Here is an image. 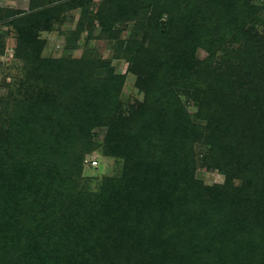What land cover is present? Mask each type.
Masks as SVG:
<instances>
[{
	"label": "rangeland",
	"instance_id": "374dc122",
	"mask_svg": "<svg viewBox=\"0 0 264 264\" xmlns=\"http://www.w3.org/2000/svg\"><path fill=\"white\" fill-rule=\"evenodd\" d=\"M42 2L33 40L25 39L19 26L0 20L3 264H11L15 252L27 264L81 261L63 219L67 211L79 210L73 199L96 201L105 189L143 196L138 182L129 180L130 170L142 161L164 181L178 177L168 203L179 215H194L188 232H197L187 243L199 232L212 237L221 229L203 226L210 213L233 223L238 219L243 223L237 235L225 229L230 243L216 241L214 264H264V132L239 128L246 140L252 135L257 148L255 153L248 146V154H255L247 157L215 130L223 108L229 115L258 113L253 110L258 91L253 90L261 92L256 86L264 81V0ZM29 8V0H0V14ZM142 66L143 78L152 71L158 75L160 68L159 78L153 76L163 84L162 94L170 90L172 95L156 105L166 99L179 105L173 113L179 118L161 123L180 124L186 113L185 122L193 125L177 166L170 133L148 131L146 113L138 108L145 99ZM107 87L119 92L109 94ZM113 120L120 123L124 152L107 149ZM26 181L33 184L28 195L16 190ZM68 188L73 196L65 199ZM1 196L13 204L5 205ZM127 209L131 216L138 214L135 205Z\"/></svg>",
	"mask_w": 264,
	"mask_h": 264
},
{
	"label": "trees",
	"instance_id": "16d2710c",
	"mask_svg": "<svg viewBox=\"0 0 264 264\" xmlns=\"http://www.w3.org/2000/svg\"><path fill=\"white\" fill-rule=\"evenodd\" d=\"M29 4V11L8 9L5 12L9 13V15L0 14V20H8L10 23L19 26L23 32L22 36L27 40H33L35 27L41 21L40 17L45 6H43L42 0H29ZM3 11L0 9V13ZM115 15L117 16V14ZM2 17L4 19H1ZM142 69L143 66L141 67L139 82L142 89L145 90V99L139 103L138 108L139 110L143 109V112L145 111L146 113L144 125L148 131H153L155 127L156 130L164 129L170 133L168 135V140H171L170 145H172L170 155L174 159L175 166H177L176 160L180 162L185 158L188 128L192 127L193 131V125L190 122H185L187 120L186 113H183L182 117H180L183 119L180 124L177 122H173V125L167 122L161 123L162 120H167L169 117L179 118L173 114L177 112L179 105L166 99V103H162L158 107L156 103L160 102L164 95L166 97L167 94L168 97L172 96L170 90L163 92V94L160 91L163 86L162 83L159 84L157 82L158 75L162 73L160 68L156 69L158 75H155L152 71V73H145L144 78ZM148 74L152 75L148 76ZM256 87L263 88L261 92H259V88H254L255 90H253L258 91V96L254 101L256 107L253 109L257 110L258 113L249 114L245 111L242 116L237 113L229 115L228 112L226 113L227 108H223V113H225L223 120L218 119V128L215 129L218 131V135L222 136L221 139L236 149L238 154H243L247 157L254 155L257 148L255 147L253 150L252 135H249L248 140H246L247 136L244 135V132H240L239 128L244 126L246 131H250L253 127L255 130H261L259 135L264 132V81L261 80ZM106 89L112 95H116L119 92L118 89L115 90L110 87ZM171 92L174 94V91L171 90ZM250 95L249 92L248 98ZM233 109H237V107ZM108 119L112 121L114 118ZM107 123H110V121ZM110 124L106 137L107 149L111 150L113 148L115 153H120L118 150L124 152V141H122L121 131L118 129L120 123L118 120H113V123L111 122ZM176 133L178 136L175 135ZM248 146L255 153L251 151V154H248L245 150L248 149ZM262 148H264L263 145ZM108 153L111 154V152ZM148 167V163L142 161L134 172H131L132 169L129 172L130 183L137 181L140 186V193H143V196H139L137 199H134L132 190L117 195V192L106 189L96 195V201L91 199L79 202L75 198L73 199L74 206L79 210L77 212L67 211L63 219L65 222H69L66 233L73 240L70 244L74 247V251L81 256V261L76 260V257L75 261L71 259L72 262L70 260L68 263L66 260H61V264L217 263L219 256L213 251L216 241L220 239L219 241L224 242L223 244H226V242L230 243L232 239L230 234H225L227 232L225 229L230 228V231L235 229V234L237 235L238 227L243 222L238 219H235L234 223L229 222L227 221L228 218L218 217L215 213H210L206 217L207 224L203 226L209 228L218 227V230L221 227V229L217 230L218 232L215 231L212 237L209 232H199L192 240L193 243L191 241L187 243L186 240L194 237L197 232L195 230L194 234L191 235L188 232L189 223H196L193 218L194 215L187 217H184L187 215L184 213L179 215L172 210L173 207L168 203L169 195L178 188V177H169L170 181L167 182L163 180L164 176L162 173L148 172L146 170ZM23 170L27 171L26 169ZM161 175L163 178H161ZM16 190L25 192L28 195L33 190V184L26 181L21 188L18 186ZM126 194L127 196H125ZM5 195L6 193L4 197ZM15 196H18V193ZM72 196V190L70 188L66 189L65 199ZM4 197L1 196V200L5 202L4 204L11 206L13 204L12 199ZM130 204L136 207L138 214L135 216H131L129 209H127ZM72 246L69 245L67 248ZM10 252V248L7 247V255ZM14 254L10 259L13 260L11 264H22L23 257L17 252ZM43 255L46 254L44 253ZM45 257L48 256L46 255ZM6 259L9 260V258ZM24 263L27 264L28 262L24 260ZM0 264H3L1 257ZM52 264L55 263L52 262Z\"/></svg>",
	"mask_w": 264,
	"mask_h": 264
}]
</instances>
